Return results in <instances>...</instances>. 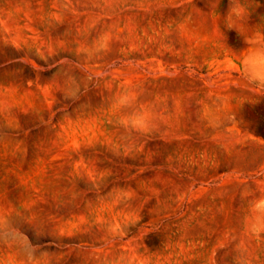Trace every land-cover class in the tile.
Here are the masks:
<instances>
[{"label": "rangeland", "instance_id": "obj_1", "mask_svg": "<svg viewBox=\"0 0 264 264\" xmlns=\"http://www.w3.org/2000/svg\"><path fill=\"white\" fill-rule=\"evenodd\" d=\"M228 6L0 0V264H264V87Z\"/></svg>", "mask_w": 264, "mask_h": 264}, {"label": "clouds", "instance_id": "obj_2", "mask_svg": "<svg viewBox=\"0 0 264 264\" xmlns=\"http://www.w3.org/2000/svg\"><path fill=\"white\" fill-rule=\"evenodd\" d=\"M250 16L251 13L242 0H229L228 10L224 15L225 27L235 30L246 44V47L240 50L243 53L242 77L251 85L264 87V33L254 32L246 35L242 31V26L249 21Z\"/></svg>", "mask_w": 264, "mask_h": 264}]
</instances>
